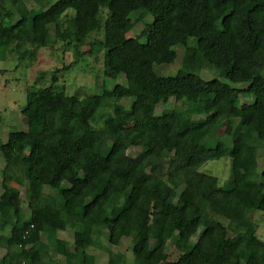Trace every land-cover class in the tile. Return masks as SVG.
Instances as JSON below:
<instances>
[{"label":"trees","instance_id":"1","mask_svg":"<svg viewBox=\"0 0 264 264\" xmlns=\"http://www.w3.org/2000/svg\"><path fill=\"white\" fill-rule=\"evenodd\" d=\"M52 43L72 62L26 90V130L0 140L1 264H97L88 250L105 235L114 247L129 239L133 264H264L253 218L264 215V0H0V61L36 62ZM98 53L103 77L124 84L67 95L59 77ZM177 61L174 76L155 70ZM147 131L162 134L129 156ZM225 156L230 179L220 186L201 168ZM7 183L28 192L20 225L22 201ZM230 212L232 236L221 221ZM126 263L120 252L106 262Z\"/></svg>","mask_w":264,"mask_h":264},{"label":"rangeland","instance_id":"2","mask_svg":"<svg viewBox=\"0 0 264 264\" xmlns=\"http://www.w3.org/2000/svg\"><path fill=\"white\" fill-rule=\"evenodd\" d=\"M55 1V0H54ZM250 1V0H241ZM27 5L31 6L32 2L25 1ZM140 16H145V11H140ZM147 20V17H144ZM96 26L95 22H92V27ZM140 30V26H135L130 32L129 36H137ZM100 36L96 33L92 34V39H99ZM176 52L180 55L183 52L181 47L175 48ZM100 55V53L95 56H89L85 58V61L79 63L76 67H73L67 72H64L62 76L59 77V83L64 86L65 93L69 96L78 94L83 97L87 94H97L100 93L102 88L111 89L115 84H124V78L120 77L116 81H112L108 78H104L101 71L100 59L95 57ZM96 59V61H95ZM73 60L72 54L70 52H63L60 44H51L49 47L39 50L37 53L36 62H18L16 60L7 59L5 61H0V140L2 142L6 141L7 133L9 130L25 131L26 125L24 124L21 116V110L24 108L26 103V90L28 88H38L47 86L50 83V73L54 69L61 68L64 65L71 63ZM179 67V62H175L173 65L168 67H156L155 70L159 76H174ZM214 73H209L207 71H202L200 77L203 79H209ZM215 76V75H214ZM241 87V86H238ZM234 96H230L226 101V107H230L234 102ZM132 99H122L120 104L125 108H128L131 104ZM247 101H252V97L239 98L236 101L237 105L246 103ZM172 103V101H170ZM165 107L157 106L156 114H159ZM182 118H186L180 115ZM236 123L235 121L233 122ZM121 126L123 124H120ZM127 125V124H126ZM123 125V126H126ZM161 131H147L142 134L137 140V146L130 148L127 151L129 156L137 155L142 147L153 144L161 136ZM224 140H227L223 136ZM257 174L261 172L264 168V145L258 150L257 158ZM4 167V159L0 153V172ZM201 172L214 176L218 179L220 186H225L230 179V159L228 156L213 160L204 164L201 168ZM2 189L0 188V194ZM6 193H18L22 201V214L16 219L13 218L12 222L20 225L23 220L29 216L27 210L28 203V192L24 187H19L13 183L6 184ZM139 219L137 222L133 223L132 235L138 229V225L144 217V213H139ZM254 220L258 223L257 236L264 241V215L262 212H256L253 216ZM4 221V214L0 212V225ZM76 221H80V217H76ZM222 223L227 229L228 235L232 236L233 229L239 222L238 214L230 212L226 217L221 219ZM1 234L4 236L10 235V228L6 227ZM58 237L60 239L70 240L71 235L68 233H59ZM169 237V236H168ZM41 241L45 242L44 236L41 237ZM130 241L129 239H123L121 244L117 247L111 246L107 242V236L102 238H93L91 242V247L88 252L96 257L97 264H106L108 256H116L117 252L123 253L126 257V264L132 263V255L130 251ZM5 249L0 246V264L3 256L5 255ZM178 255V251L175 249L168 251L169 261L174 260ZM57 259L63 262L64 259L58 256Z\"/></svg>","mask_w":264,"mask_h":264},{"label":"crops","instance_id":"3","mask_svg":"<svg viewBox=\"0 0 264 264\" xmlns=\"http://www.w3.org/2000/svg\"><path fill=\"white\" fill-rule=\"evenodd\" d=\"M113 257H115V256H113Z\"/></svg>","mask_w":264,"mask_h":264}]
</instances>
